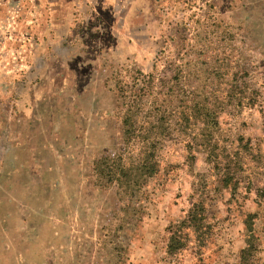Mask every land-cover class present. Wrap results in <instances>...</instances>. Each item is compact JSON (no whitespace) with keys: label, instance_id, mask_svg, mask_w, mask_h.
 <instances>
[{"label":"rangeland","instance_id":"374dc122","mask_svg":"<svg viewBox=\"0 0 264 264\" xmlns=\"http://www.w3.org/2000/svg\"><path fill=\"white\" fill-rule=\"evenodd\" d=\"M103 2L40 10L38 37L54 16L70 29L68 42L45 35L54 70L61 48L70 58L44 121L19 106L31 80L0 72V264H237L249 214L264 264V0ZM29 9L0 0V63L24 50ZM128 116L158 164L129 202L94 169L125 152ZM196 199L211 242L168 255L167 227Z\"/></svg>","mask_w":264,"mask_h":264},{"label":"trees","instance_id":"16d2710c","mask_svg":"<svg viewBox=\"0 0 264 264\" xmlns=\"http://www.w3.org/2000/svg\"><path fill=\"white\" fill-rule=\"evenodd\" d=\"M136 124L129 116L123 121L124 153L106 154L94 163L96 172L106 177L109 183L115 184L119 198L128 202L144 180L154 175L158 166L153 139L147 135L135 136L134 131L138 126ZM136 141L138 143L133 147ZM224 182L227 184L226 178ZM253 218L254 215L249 214L244 222L245 246L239 252L237 264H259L255 261V254L260 248L258 238L253 232ZM167 232L168 255H176L190 246L195 249V254L201 255L205 246L211 242L212 233L204 202L194 200L183 218L167 227Z\"/></svg>","mask_w":264,"mask_h":264},{"label":"crops","instance_id":"0c3cea01","mask_svg":"<svg viewBox=\"0 0 264 264\" xmlns=\"http://www.w3.org/2000/svg\"><path fill=\"white\" fill-rule=\"evenodd\" d=\"M49 0V2H44L41 0H30V9L28 12V19L25 20L24 27L25 30L21 31L18 30V42L21 43L24 42L26 44L24 50H14L12 52V57H14L17 61L14 62L13 67L5 65V61L3 60L0 66V72L1 74H8L9 72H12L11 74L18 75V78L20 80L21 78L24 79H30V86L32 89H35L38 91L35 95V99H31L28 103L27 100L24 99L22 101H19V106H21V110H25V114H27L26 107L30 106V117H34L36 120L44 121L42 118H44V115L37 109V107H41V105L45 104V96L47 90H52L53 87H63V75H66V78H68V65H69V53L70 51L68 49L61 48V54H60V70H54L52 66V56L51 53L47 50H44L43 48H48L51 45L49 44L51 41L49 40V37L45 35H50L48 33L50 29L59 28L60 42L66 40L65 42L69 41L70 36V29L68 27L67 17L61 16L60 18H51L50 20H45L42 26V30L44 32L41 33L42 36H39V33L37 28L40 25V10H43L45 12H52L53 10H57L59 7L61 9V14H65L70 12V10L74 9L75 12L79 14L82 10L89 9V6L87 7V2H90L92 8L91 10H94L96 12H101L102 4L104 3L103 0H69V2H64L63 0ZM66 22H65V21ZM81 22V20H80ZM18 23V21H17ZM20 24V22H19ZM18 24V25H19ZM41 28V27H40ZM50 28V29H49ZM48 33V34H47ZM57 36V35H56ZM45 37V38H43ZM55 42V41H54ZM58 42V41H57ZM56 42V43H57ZM64 50V54L63 51ZM2 54V51L0 52ZM0 54V55H1ZM3 55V54H2ZM7 55V56H6ZM6 58L8 57V53L5 54ZM13 63V62H12ZM3 68V69H1ZM23 80V79H22ZM63 81V82H62ZM67 82V79H66ZM19 85H23L24 81L17 82ZM24 89V87H23ZM22 112H20V116H22ZM22 136V135H21ZM25 136V135H24ZM23 137V136H22Z\"/></svg>","mask_w":264,"mask_h":264}]
</instances>
